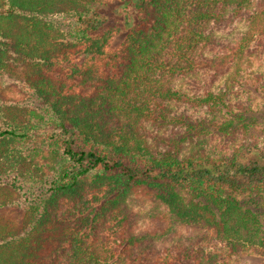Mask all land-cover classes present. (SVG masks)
Instances as JSON below:
<instances>
[{"label":"trees","instance_id":"obj_1","mask_svg":"<svg viewBox=\"0 0 264 264\" xmlns=\"http://www.w3.org/2000/svg\"><path fill=\"white\" fill-rule=\"evenodd\" d=\"M116 5L123 25L102 16ZM260 49L264 0H0V264H226L219 245L264 258V151L235 144L249 126L231 100ZM225 73L219 92L179 86ZM178 102L233 147H189L200 123L152 131L184 123Z\"/></svg>","mask_w":264,"mask_h":264},{"label":"rangeland","instance_id":"obj_2","mask_svg":"<svg viewBox=\"0 0 264 264\" xmlns=\"http://www.w3.org/2000/svg\"><path fill=\"white\" fill-rule=\"evenodd\" d=\"M117 8H119L118 5L104 7L102 16H104L110 22L120 23L123 25L124 13L127 14L128 12L122 9L121 12L118 13L116 11ZM243 30L244 26L239 25V28L234 30L232 33L229 32V30H225L219 34L224 38L231 39L234 36L241 34ZM122 40L123 37L118 40V43H120ZM227 76V73L218 75V77L211 82V77L209 79L202 78L203 81L199 82L202 85V89L199 92L190 91V88L188 87L190 82L189 79L180 82L181 84L179 86L184 88L191 95L196 94L201 96L207 89H211L215 92H219L221 89H223ZM241 76L240 82L235 83L234 87L231 89V100L234 104H238L240 102L246 108L244 110V115L245 121L247 122L249 128L248 133L245 135L238 133V138L236 139L235 144L240 146L243 140L248 139V146H257L264 151V49H260V51L250 56L248 61L243 65ZM206 81H209V83H207L205 86ZM5 96L11 100H16L20 97V94L17 92L5 91ZM175 110L177 115L184 114L185 121L183 124L171 122L169 125L162 126L161 129L152 128V131H159L162 136H171L172 134L176 133V138L179 139L185 133L192 130L191 124L197 125L200 123L202 125L200 130H204V133L202 131V133L196 135V131H192V133L187 134L188 138L194 137L192 138L194 141L191 143L190 141L185 142V144L189 143V147H193L192 145H195V142L206 146L207 149H213L217 151L230 150V148L233 147L234 144L231 142L229 136L225 134H219L215 131L214 127L204 123L205 120L212 118L206 107L178 102L175 105ZM236 110L242 109L236 107ZM206 126L207 129H204ZM188 150L189 149H187V151ZM39 163L43 166L44 170L47 169L45 167V161L40 160ZM243 200L244 202L252 203L253 208L260 206V201L258 199H253L251 196H245ZM133 202L135 210L141 214H146L155 205L153 201L145 196H135L133 198ZM2 215L6 219L17 221V218L14 217L12 212H4ZM153 223L154 222L151 219L144 218L141 221L139 228L141 230L150 229L153 226ZM158 225H160V223H158ZM192 233L193 230H188L185 228H182L179 231V235L181 236H188ZM214 249L218 251L219 254H221L226 264H264V258L253 253L231 255L226 247L221 245Z\"/></svg>","mask_w":264,"mask_h":264}]
</instances>
